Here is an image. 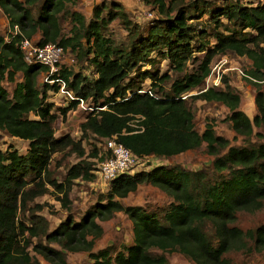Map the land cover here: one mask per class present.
<instances>
[{"label":"trees","instance_id":"trees-1","mask_svg":"<svg viewBox=\"0 0 264 264\" xmlns=\"http://www.w3.org/2000/svg\"><path fill=\"white\" fill-rule=\"evenodd\" d=\"M76 1L0 0V13L8 26L16 25L24 37L39 34L34 45L53 43L63 52H75L80 59L90 56L93 78L63 66L48 76V80L62 82L78 100L105 106L79 124L81 133L101 138L115 135L116 141L136 156L165 158L204 142L206 152L215 156L214 171L226 173L211 182L200 171L180 167L156 166L119 175L75 221L69 214L68 194L74 179L92 180V164L80 159L67 169L63 181L53 178L48 168L50 157L57 146L63 149L68 142L67 136H54L52 122L56 115L46 102L47 90L56 92L59 86L44 83L39 89L37 77L48 68L24 61L18 47L19 35L8 34L5 41L0 34V130L28 142L22 154L11 145L0 149V264H40L36 256L51 264H68L65 252H86L90 264H170L165 256L169 252L180 253L193 264H229L224 255L241 249L244 238L252 241L254 249L263 248L264 225L243 232L232 224L237 211L257 209L264 199V144L251 148L228 146L208 122L197 133L192 110L182 94L198 86L210 72L211 59L226 51L251 60L255 80L259 75L264 77V2L244 5L239 0H227L224 6L209 10L206 0H140L157 14L144 30L127 18L120 3L113 1L95 4L85 22L80 12L68 10ZM35 8L34 16L31 10ZM66 14L72 24L68 36L61 33L58 20ZM205 15L208 18L204 20ZM114 19L127 32V40L118 45L105 35L107 24ZM209 36L214 40L211 45ZM195 39L200 58L192 56L191 42ZM152 53L166 60L178 76L171 79L167 72L141 69L149 65ZM190 61L196 64L189 71ZM17 72L21 80L14 83L8 95L1 83L13 82ZM146 79L150 81L149 89L140 92L139 84ZM221 83L223 88L206 87L188 95V99L224 105L229 111L230 128L245 138L252 133V126L264 132V93L256 87V114L250 120L238 108V93L225 77H221ZM78 100H71L66 109H74ZM220 149L226 151L218 155ZM78 154L82 155V150ZM95 155L94 148L90 156ZM142 183L172 198L161 214L140 206H122L118 201ZM44 184L60 194L56 199L68 212L50 231L47 220L37 214L43 205L27 206V202L47 192ZM116 212L125 213L129 219L132 244L112 255L108 247L92 252L94 241L102 235L98 222ZM151 248L159 253L151 254Z\"/></svg>","mask_w":264,"mask_h":264},{"label":"rangeland","instance_id":"rangeland-1","mask_svg":"<svg viewBox=\"0 0 264 264\" xmlns=\"http://www.w3.org/2000/svg\"><path fill=\"white\" fill-rule=\"evenodd\" d=\"M101 1L106 2H118L122 5L126 12L127 18L132 22L138 24L144 30L147 26L157 18L156 11L150 6L144 5L140 0H77L74 6H68L69 11L77 10L88 21L91 17V10L95 4ZM209 2V10L224 6L227 0H206ZM244 5H254L263 3L264 0H239ZM32 9V15H36V10ZM208 18L207 15L202 19ZM59 25L61 33L68 36L69 30L72 26L68 15H61L59 17ZM200 22L193 20V23ZM143 30V31H144ZM248 31V30H247ZM210 32V31H208ZM251 33V32H250ZM0 34L4 37L5 41L8 40V24L6 18L1 15L0 18ZM105 35L118 45L127 40V32L123 29L117 19L110 21L107 24ZM209 44H213L214 40L211 36L207 38ZM193 47V55L196 58H200L201 52H196L198 46V40L195 39L191 42ZM264 48V44H261ZM90 56L80 59L73 51H64L61 60L57 63L56 69L59 66L66 67L74 72H80L87 78H93V66L88 62ZM150 63L141 66V69L150 68L152 70H158V72H167L171 79L178 76L173 73L167 64L166 60H163L159 55L152 53L150 56ZM195 61H190L187 64V69L190 71L195 67ZM210 72L205 79L195 88L182 94V97L186 100V103L191 108L193 113V128L197 133H201L204 129L206 122L211 123L215 135H218L227 140L228 146L231 147H257L259 144H264V132L260 127L252 126V133L249 137L245 138L242 135L234 133L230 128V122L227 120L229 111L227 108L219 102L194 100L190 101L188 95L195 93L198 90L206 87H214L216 89L223 88L221 83V77H225L229 85L239 95V110H241L250 120L256 114L254 106V95L256 93V87L264 93V77L259 80H255L251 76L253 70L252 62L245 56H238L233 52L226 51L222 54H216L209 63ZM54 71L47 69L46 72H40L37 77V87L40 89L42 85L46 83L51 85L56 83L58 90L54 92L52 89L47 90L46 102L52 105L51 112L56 115L55 120L52 122V128L54 136L60 138L67 136L68 142L64 144L63 149L61 145L57 146L54 153L50 157L48 162V168L53 171V178L57 181H63L67 169L78 162L80 159L88 160L91 162L90 173L93 175L92 180L86 181L80 178L73 180L69 191V214L77 221L81 218L84 211L96 202V198L99 195L105 194L109 187V182L103 181L99 176L93 173V166L95 164V156H90L91 151L95 148L99 153L102 148L101 137H97L91 133L83 135L79 130V124L84 122L85 118L98 109H105V106L99 107L98 103H93L91 100H78L73 97L62 82L56 80H48V76ZM133 74V72L131 73ZM21 80V73H16L13 82L2 81L3 88L7 91L8 95L11 94V90L15 82ZM128 80H125L127 82ZM254 82H257L255 85ZM59 83V84H58ZM149 80H143L140 86V92L148 91ZM168 88V83L164 85ZM74 98V99H71ZM71 100H78V103L74 109H66L69 107ZM62 109H66L61 112ZM30 118L33 116L30 114ZM75 144V145H74ZM8 145L14 147L19 153H24L28 147L27 141H22L17 138L9 136L4 131L0 130V149L4 150ZM78 150H82V155L78 154ZM226 149H220L218 155L224 153ZM215 158L214 155H210L206 152L205 143L202 142L198 147L176 155L168 157H156L153 155H143L137 158V164L132 169L130 174L139 171L150 170L156 166L165 167H180L188 171H200L205 178L211 182L218 175H224L226 172H215L212 167V161ZM56 162L58 163L56 165ZM32 186V185H30ZM47 192L41 196H37L32 201L27 202V206L32 207L34 204L43 205L41 210L37 214L42 215L48 222V230H52L57 224L64 220L68 212L65 211L59 204L56 198H59L60 194L53 190V188L44 184ZM122 206H140L145 210L154 211L159 214L160 210L169 205L173 200L157 187L151 186L147 183H142L137 188L128 193L124 198L118 199ZM102 228V235L97 238L92 246L91 251L95 252L98 249L108 247L110 254L121 250L123 246H129L132 244L131 223L123 212H116L106 221L98 222ZM234 226L245 232L246 230H252L260 225H264V199L261 201V205L252 211H237L235 213ZM211 231V229H208ZM25 233L21 234L24 235ZM17 245L20 246V240ZM34 242V239H33ZM51 246L59 248L56 244ZM33 254L31 251H29ZM151 254H157V249L151 248L149 250ZM165 256L170 264H193L188 258L178 252L165 253ZM229 264H264V247L256 250L253 248L251 240L244 238V246L239 250H230L224 255ZM40 264H51L43 260L40 256ZM65 259L68 264H90L91 260L86 252H65Z\"/></svg>","mask_w":264,"mask_h":264},{"label":"built area","instance_id":"built-area-1","mask_svg":"<svg viewBox=\"0 0 264 264\" xmlns=\"http://www.w3.org/2000/svg\"><path fill=\"white\" fill-rule=\"evenodd\" d=\"M8 33L12 36L19 35L18 47L26 63L40 64L54 72L57 70V63L63 56V50L60 46L53 43L42 46L34 45L28 38L21 35L16 25L12 28L8 26ZM71 99L74 98L71 97ZM101 142V151L94 158L93 173L107 182L119 175L130 174L137 164L139 156L117 142L115 135L103 138Z\"/></svg>","mask_w":264,"mask_h":264},{"label":"crops","instance_id":"crops-1","mask_svg":"<svg viewBox=\"0 0 264 264\" xmlns=\"http://www.w3.org/2000/svg\"><path fill=\"white\" fill-rule=\"evenodd\" d=\"M75 11H77V10H75ZM1 15H2V13H0V18H1ZM3 16V15H2ZM35 16V15H34ZM3 18L5 19V17L3 16ZM8 24V23H7ZM39 38V34H34L29 40L31 41V43L32 44H35V42L37 41V39ZM17 73H19V72H17ZM15 76H16V74H15ZM15 76H14V78H15ZM20 81V80H19ZM20 140V139H19ZM22 141H24V140H22ZM131 242H132V240H131ZM38 260H39V258H38ZM47 262V261H46Z\"/></svg>","mask_w":264,"mask_h":264}]
</instances>
